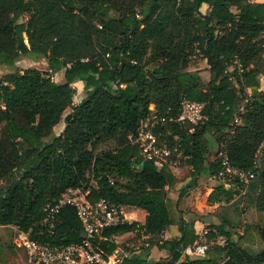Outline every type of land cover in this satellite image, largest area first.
Masks as SVG:
<instances>
[{
    "label": "trees",
    "instance_id": "trees-1",
    "mask_svg": "<svg viewBox=\"0 0 264 264\" xmlns=\"http://www.w3.org/2000/svg\"><path fill=\"white\" fill-rule=\"evenodd\" d=\"M39 54L51 72L63 71L62 81L34 67L0 77V181L6 182L0 225L52 245L77 243L83 230L74 206L63 204L51 226L43 220L46 204L81 188L90 202L104 197L146 212L143 223L124 219L105 228L95 247L109 255L116 237L136 231L170 256L149 260L133 252L115 264H221L228 257L234 264H264V248L239 247L225 224L206 239L221 233L226 245L180 259L198 240L192 222L179 216L180 235L159 238L174 222L165 187L177 179L130 143L151 103L176 114L182 98L203 102L206 119L193 130L177 122L156 130L172 149L171 162L181 156L192 170L183 188L220 168L216 152L208 161L210 132L217 147L226 143L231 165L256 172V206L264 210V0H0V65L13 68L20 56ZM192 56L204 60L207 82L190 67ZM77 81L82 96L73 103ZM67 109L70 118L51 135ZM233 115L240 123L232 125ZM239 192L217 183L207 201H229Z\"/></svg>",
    "mask_w": 264,
    "mask_h": 264
},
{
    "label": "built area",
    "instance_id": "built-area-1",
    "mask_svg": "<svg viewBox=\"0 0 264 264\" xmlns=\"http://www.w3.org/2000/svg\"><path fill=\"white\" fill-rule=\"evenodd\" d=\"M235 62L237 63V60ZM205 119L204 103L200 101L182 98L176 114H163L151 103L147 113L140 118L136 132L130 137V143L137 147L142 159L153 161L157 166L170 167L173 162L170 159L172 149L165 141L159 140L157 128L168 122L195 125ZM238 123L240 119L237 115H233L232 125ZM226 146V143L221 141L216 149L220 168L212 178L218 183L233 186L240 193H245L249 183L255 179L256 172L231 165ZM88 192L81 188H68L57 202L48 203L44 207L43 221L50 226L63 204L75 207L83 230V237L77 243L52 245L32 238L29 231L15 228L13 244L25 251L30 264H115L126 256V253L120 252L118 247L108 255L94 246L95 239L100 238L105 228L126 219L124 206L117 205L104 197L90 202L86 198ZM213 239L214 241L210 242L203 238L186 245L181 251L180 259L204 256L212 244L219 246L227 244V237L224 234L216 233Z\"/></svg>",
    "mask_w": 264,
    "mask_h": 264
},
{
    "label": "rangeland",
    "instance_id": "rangeland-1",
    "mask_svg": "<svg viewBox=\"0 0 264 264\" xmlns=\"http://www.w3.org/2000/svg\"><path fill=\"white\" fill-rule=\"evenodd\" d=\"M20 20L24 21L25 17H22ZM192 64H195V66H197L199 75L201 79L204 80L205 76L203 75H205V72L207 70L204 60H201L199 56H192L190 65L191 68L193 67ZM27 67H34L40 69L41 71H46L52 75L54 80L57 79V74L50 71L47 65V58L42 54H39L37 58H30L25 55L20 56L15 62L13 68H7L0 65V77L5 75L6 73L12 72L13 70L22 71ZM75 83H73V87H75L73 103H78L82 96V88L81 86H77V84ZM260 88L264 89V75L260 77ZM69 112L70 109H67L65 111V113L61 117L60 122L53 128L51 135H56L62 130L64 126L65 116ZM185 127H187L189 130L194 129L193 126L189 124H185ZM216 139L217 136L210 132L206 135V139H204V142L206 143L210 153L208 157L209 160L210 158H213L214 153L216 152ZM170 170L175 175L177 181L173 187H165L166 192H170L171 188L177 189L179 190L181 197L184 195L185 190L188 189H184L183 187L190 180L192 170L187 164L184 163V159L181 156L176 158V161L171 163ZM89 179V184L94 185L95 181L91 178ZM5 183L6 182L4 180L0 181V189L5 186ZM258 189L259 180L255 178L249 183L245 193H236V195L233 197V201H231L230 204L223 205V207H226L225 211L218 213L221 223L216 222L214 218H211L210 224L205 225V228L209 229L204 231L199 228L198 240L206 238V233L208 231H211V229L215 231V226H219L224 222L225 231L229 233L230 239L235 241L239 247L246 249L250 253L261 251L264 248V240L261 236L264 231V210H260L256 206ZM203 192L204 191H200L195 194L193 200L195 204L199 206V209L203 207ZM167 206L173 221H176L177 223V220L180 216L178 201L176 203L169 197L167 198ZM14 234L15 229L11 225H0V264H30L25 251L14 246ZM115 240L119 251L126 253V255L137 252L140 255L145 256L149 260H157L160 258L170 257L168 252L165 250L164 251L168 254L167 256L163 257L159 255L158 251L155 250L154 245L151 244V240L147 237H143L140 232L132 231L116 237ZM209 241L213 242L214 239L212 238ZM241 264L246 263L243 262Z\"/></svg>",
    "mask_w": 264,
    "mask_h": 264
},
{
    "label": "crops",
    "instance_id": "crops-1",
    "mask_svg": "<svg viewBox=\"0 0 264 264\" xmlns=\"http://www.w3.org/2000/svg\"><path fill=\"white\" fill-rule=\"evenodd\" d=\"M57 79L56 81H62L63 80V71L60 70L56 72ZM205 76L203 82H207L209 80V70L207 69L205 72ZM75 84L77 86H83V83L81 81H77ZM213 159V158H212ZM208 158V161L212 160ZM203 178H202V177ZM218 182L212 178L211 175H205V174H199L196 178L195 184L191 187L185 190L184 195L180 197V192L177 189H170V192H166V196L174 202L177 203L178 201V209L180 211V216L188 221L192 222L193 227L195 229V232L199 234L198 230L199 228L201 230L206 231L209 228H205V225H209L211 222V218H214L216 222L221 223V220H219V212L225 211L226 207H223L224 204H230L231 201H233L234 198H232L229 201H221L216 203H210L207 201V196L212 191L213 186H215ZM167 187V186H166ZM166 190V189H165ZM200 191H204L203 195V207L199 209V206L195 204L194 196ZM198 206V207H197ZM222 210V211H220ZM124 216L126 220L128 221H137L140 223H143L145 220L146 212L137 207H131V206H124ZM206 215V216H204ZM219 220V221H218ZM213 222V221H212ZM215 222V221H214ZM222 224H225L224 222ZM8 226H12L14 229L17 227L13 224H7ZM180 235V232L178 230V225L176 221H174L172 224H169L166 229L163 231L160 238L169 240L172 238H176ZM143 237H146L143 235ZM155 250L158 251L159 255L165 257L168 254L165 252L167 250L165 249H158L154 245ZM165 250V251H164ZM168 252V251H167Z\"/></svg>",
    "mask_w": 264,
    "mask_h": 264
},
{
    "label": "water",
    "instance_id": "water-1",
    "mask_svg": "<svg viewBox=\"0 0 264 264\" xmlns=\"http://www.w3.org/2000/svg\"><path fill=\"white\" fill-rule=\"evenodd\" d=\"M66 119H69L70 118V113H68L66 116H65ZM221 264H234V262L232 261L231 258H226Z\"/></svg>",
    "mask_w": 264,
    "mask_h": 264
}]
</instances>
